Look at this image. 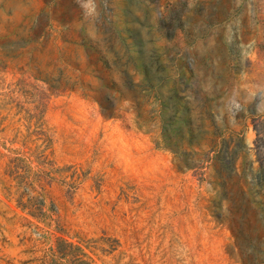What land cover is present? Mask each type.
Here are the masks:
<instances>
[{
  "label": "rangeland",
  "instance_id": "obj_1",
  "mask_svg": "<svg viewBox=\"0 0 264 264\" xmlns=\"http://www.w3.org/2000/svg\"><path fill=\"white\" fill-rule=\"evenodd\" d=\"M0 264H264V0H0Z\"/></svg>",
  "mask_w": 264,
  "mask_h": 264
}]
</instances>
